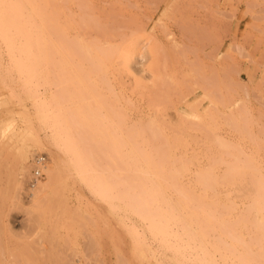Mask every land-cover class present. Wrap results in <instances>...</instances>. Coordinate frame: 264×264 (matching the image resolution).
Returning <instances> with one entry per match:
<instances>
[{
  "label": "rangeland",
  "instance_id": "1",
  "mask_svg": "<svg viewBox=\"0 0 264 264\" xmlns=\"http://www.w3.org/2000/svg\"><path fill=\"white\" fill-rule=\"evenodd\" d=\"M0 260L264 264V0H0Z\"/></svg>",
  "mask_w": 264,
  "mask_h": 264
},
{
  "label": "built area",
  "instance_id": "2",
  "mask_svg": "<svg viewBox=\"0 0 264 264\" xmlns=\"http://www.w3.org/2000/svg\"><path fill=\"white\" fill-rule=\"evenodd\" d=\"M43 163H44V159H38L37 161H36V164H37V170H36V175L37 176H39L40 175V167H41V165H43Z\"/></svg>",
  "mask_w": 264,
  "mask_h": 264
},
{
  "label": "bare ground",
  "instance_id": "3",
  "mask_svg": "<svg viewBox=\"0 0 264 264\" xmlns=\"http://www.w3.org/2000/svg\"><path fill=\"white\" fill-rule=\"evenodd\" d=\"M71 134V133H70ZM74 140V139H73ZM0 264H2L1 260H0Z\"/></svg>",
  "mask_w": 264,
  "mask_h": 264
}]
</instances>
